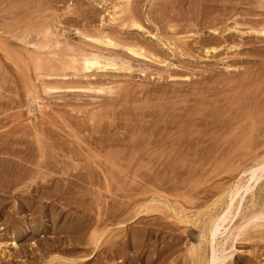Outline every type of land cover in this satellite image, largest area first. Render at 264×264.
<instances>
[{"label":"rangeland","instance_id":"rangeland-1","mask_svg":"<svg viewBox=\"0 0 264 264\" xmlns=\"http://www.w3.org/2000/svg\"><path fill=\"white\" fill-rule=\"evenodd\" d=\"M263 29L264 0H0V264H264V171L231 203L264 167Z\"/></svg>","mask_w":264,"mask_h":264},{"label":"bare ground","instance_id":"bare-ground-1","mask_svg":"<svg viewBox=\"0 0 264 264\" xmlns=\"http://www.w3.org/2000/svg\"><path fill=\"white\" fill-rule=\"evenodd\" d=\"M123 3V2H122ZM127 3V2H126ZM129 3V2H128ZM127 3V4H128ZM262 3V2H261ZM124 4V3H123ZM116 7V6H115ZM127 7H128V5H127ZM126 7V8H127ZM117 8V7H116ZM126 8H124L125 10H126V12H127V10H129V11H131L130 9H128V8H130V7H128L127 9ZM129 11L127 12V13H129ZM116 12V11H115ZM122 12V11H121ZM134 12V11H133ZM132 12V13H133ZM125 13V12H124ZM126 13V14H127ZM134 14V13H133ZM260 14V13H259ZM117 15V14H116ZM114 16V15H113ZM116 17V16H115ZM121 17H124V16H121ZM136 17H137V15H136ZM114 19V18H113ZM128 19L130 20L131 19V27H137V28H141V26L140 25H138L137 24V22H136V20L135 19H133V16L131 15V13L130 14H128ZM118 20V19H117ZM116 20V21H117ZM253 20V19H252ZM261 20V19H260ZM113 21V20H112ZM258 21V20H257ZM130 22V21H129ZM154 24V23H153ZM169 24V23H168ZM110 30V29H109ZM125 30V29H124ZM123 30V32H126V31H128V30H126V31H124ZM47 33V32H46ZM86 33H87V31H86ZM119 33V32H118ZM127 34H129L130 32H126ZM259 33V32H258ZM261 33H262V35L264 36V29L261 31ZM103 34V33H102ZM88 36V35H87ZM89 36H91V38L94 40V41H96L98 44H102V45H105V46H101V47H103V50H104V47H105V49L106 48H110V49H117V48H122L121 50L127 55V57H128V55L130 56V55H133V56H143V57H147L148 55H146V54H144V52H142V51H140V47H139V49H137L136 48V46H135V44H133V45H126V44H123V42L122 43H118V42H116L117 40L115 39L114 41H113V39L108 35V34H104V35H100V34H97L96 36L93 34V35H89ZM88 36V37H89ZM126 35H124V37H125ZM122 40V39H121ZM120 40V41H121ZM127 42V41H126ZM164 42V41H163ZM131 43V42H130ZM186 43V42H185ZM68 44V43H67ZM167 44V43H166ZM169 44V43H168ZM170 45V44H169ZM186 45V44H185ZM69 46H71V45H69ZM97 46H99L100 47V45H96V46H93V47H97ZM140 46V45H139ZM163 46H165V44L163 43L162 44V47ZM76 47V46H75ZM83 47V46H82ZM81 46L79 47H76V48H74L73 47V49L72 50H78V51H76L77 53H73L72 54V52L70 51V52H68L67 50H66V48H67V46H66V48H64L65 50H66V53L68 54V53H71L70 55H69V57L67 58L68 60H69V62H64L63 63V58H61L63 61L61 62V60H58V62L60 61L63 65H66L65 67H69V69H70V67L71 68H77V69H75V70H78V73L79 72H82V71H85L86 73L88 72V71H90L91 69H93V68H96V69H101V70H103V69H105V68H107V66H108V68H112V67H109V66H114L113 68H115L118 64L119 65H126L123 61H122V59H121V57H118L119 55H117L116 53L117 52H115V56L113 55L112 56V54H108V55H106V54H103L102 52H98V51H94L93 49H92V51H87V50H84L85 48H82ZM98 47V48H99ZM166 47H167V45H166ZM169 48L168 49H170V46H168ZM69 48V50H71L70 49V47H68ZM67 48V49H68ZM80 48V49H79ZM82 48V49H81ZM86 49H88V48H86ZM150 49V48H149ZM65 50H62V51H65ZM89 50H91V49H89ZM112 50V51H113ZM117 50H119V49H117ZM142 50V49H141ZM145 50V49H144ZM99 51H101V50H99ZM114 51H116V50H114ZM113 51V52H114ZM172 51V50H171ZM74 52V51H73ZM80 53V54H79ZM119 53V52H118ZM145 53H146V51H145ZM59 54H61V53H59ZM77 54H79V55H77ZM148 54V53H147ZM151 55H152V53H151ZM60 56V55H59ZM117 56V57H116ZM149 57V56H148ZM56 60V59H55ZM123 60L125 61V59L123 58ZM57 63V62H56ZM117 63V64H116ZM116 64V65H115ZM53 65H55V64H53ZM57 65V64H56ZM60 64H58V66H59ZM63 65H61L60 67H62ZM52 66V65H51ZM57 66V67H58ZM48 68V67H47ZM54 69H55V67H54ZM62 69H67V68H64V67H62ZM68 69V70H69ZM115 70V69H114ZM50 71V70H49ZM77 72V71H76ZM101 72V71H100ZM80 74H82V73H80ZM88 75H89V73H88ZM81 76H83V75H81ZM90 76V75H89ZM65 81H63V83H64ZM66 84V83H65ZM70 84V83H69ZM82 85V84H81ZM260 166V165H259ZM253 170L255 171L256 170V168H253ZM262 171H264V167H262V166H260V169H259V171L258 172H260V174H252L250 177H249V179L251 180V186L249 185V184H246V185H240L239 187L237 186L236 188H235V190L231 193V203H232V201H233V199H235V196H237V195H239V198H240V201L242 200V197H243V195L249 190V188H251L252 187V183L253 182H257L258 183V180H259V178L262 176V178H263V175H262ZM253 186H254V183H253ZM243 188H244V190H243ZM241 191H243L242 193L243 194H241L240 195V193H241ZM230 203V204H231ZM233 205V204H232ZM228 209V208H227ZM227 210H225V212H226ZM230 211V210H229ZM224 216V217H223ZM222 217L223 218H221L220 219V222H219V224L217 225L218 227V229H219V226L220 227H223V225H224V222H226L225 220V214H223L222 215ZM225 227V226H224ZM223 227V228H224ZM215 229L214 227H211V233L209 232V234H211V240H210V242L212 243V241H214V238L216 237V232H217V230L218 229ZM214 229V230H213ZM224 229H226V227L224 228ZM219 231V230H218ZM220 232V231H219ZM219 234V233H218ZM209 240V239H208ZM217 243V242H216ZM216 243H215V245H216ZM209 244V243H208ZM218 244V243H217ZM218 245H220V244H218ZM212 246H213V243H212ZM217 246V245H216ZM221 246H223V245H221ZM213 249H212V252L211 253H213V256L211 257V259H209L210 261L208 262V264H217V262L219 263V261H216L217 260V257H216V250H215V248L216 247H212ZM220 252V251H219ZM222 253V252H221ZM223 255V254H222ZM218 258H219V256H218ZM220 259V258H219ZM221 261H223V260H221Z\"/></svg>","mask_w":264,"mask_h":264}]
</instances>
